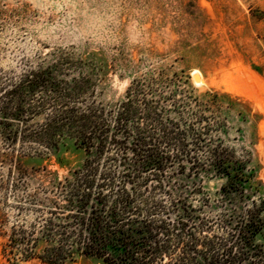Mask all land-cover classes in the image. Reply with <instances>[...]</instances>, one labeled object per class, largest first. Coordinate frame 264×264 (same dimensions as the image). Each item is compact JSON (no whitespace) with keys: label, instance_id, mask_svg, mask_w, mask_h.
<instances>
[{"label":"rangeland","instance_id":"374dc122","mask_svg":"<svg viewBox=\"0 0 264 264\" xmlns=\"http://www.w3.org/2000/svg\"><path fill=\"white\" fill-rule=\"evenodd\" d=\"M263 8L264 0H0V87L29 71L48 72L61 101L108 108L124 100L132 80L148 77L161 78L165 95L218 92L224 99L217 115L226 124L219 139L246 181L225 191L226 177L211 170L176 174L168 186L196 213L232 226L253 205L264 208V22L255 20ZM43 91L33 99L47 98ZM47 113L38 110L28 128L37 130ZM9 129L0 127V233L34 219V208L20 199L24 192L67 176L86 157L70 129L54 137L55 145L45 136L13 141ZM258 213L264 218V210ZM5 241L0 237V264H41L8 261ZM254 241L264 248V227ZM71 264L102 263L77 257Z\"/></svg>","mask_w":264,"mask_h":264},{"label":"trees","instance_id":"16d2710c","mask_svg":"<svg viewBox=\"0 0 264 264\" xmlns=\"http://www.w3.org/2000/svg\"><path fill=\"white\" fill-rule=\"evenodd\" d=\"M255 20L264 22V8L255 11ZM43 74L29 71L0 87L1 129L13 127L8 130L13 141L20 135L32 144L45 136L55 145L54 137L67 128L86 157L67 176L23 193L20 199L34 208L35 217L0 233L8 261L264 264V248L254 241L264 227L258 213L264 208L253 205L254 211L231 226L196 213L168 186L176 174L211 170L226 177L225 191L246 181L244 167L219 139L226 127L217 115L224 96L187 89L165 95L161 78L148 77L132 80L124 100L113 107L94 101L70 105L60 100L57 81ZM40 89L49 96L33 99ZM41 109L49 111L45 123L30 130L27 124Z\"/></svg>","mask_w":264,"mask_h":264},{"label":"bare ground","instance_id":"6f19581e","mask_svg":"<svg viewBox=\"0 0 264 264\" xmlns=\"http://www.w3.org/2000/svg\"><path fill=\"white\" fill-rule=\"evenodd\" d=\"M192 75H193V80H194V83L196 85H199L200 83L202 84V81H201V76L200 74L197 72V71H193L192 72ZM252 97V96H251ZM255 98V97H254Z\"/></svg>","mask_w":264,"mask_h":264}]
</instances>
